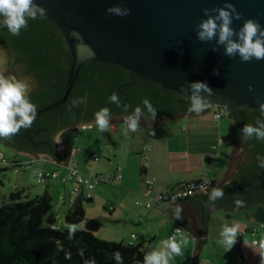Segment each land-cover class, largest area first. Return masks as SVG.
Wrapping results in <instances>:
<instances>
[{
    "label": "trees",
    "instance_id": "16d2710c",
    "mask_svg": "<svg viewBox=\"0 0 264 264\" xmlns=\"http://www.w3.org/2000/svg\"><path fill=\"white\" fill-rule=\"evenodd\" d=\"M0 48L6 50L15 69L33 79L30 98L37 109L62 97L69 73L68 48L62 32L47 19L29 20L28 27L22 29L18 36H13L6 27H0ZM114 92L120 97L121 107L109 102V97ZM80 97L86 98V103L73 107L72 101ZM144 99L150 100L157 110L154 120L186 114L190 106L186 97L165 91L155 83L141 78L133 81L130 73L122 68L91 62L82 68L64 107L44 114L27 138L22 135L29 128H22L11 139H0V143L17 155L31 154L37 157L43 154L60 163L65 158L59 150V144L54 142L57 134L61 133L66 145L73 148L79 132L75 128L93 123L95 113L101 108L108 107L113 119H120L131 114L137 106L143 108ZM123 105H130L127 113L123 111ZM258 117L264 120V116L256 109L242 107L229 118L241 130L247 123L254 124ZM144 118L152 119L146 110ZM244 140V163L237 167L234 179L224 187H220L216 180H211L208 194L214 187L223 188L227 194L233 188L245 189L264 181V168H260L257 161L258 155L264 156V141L245 137ZM17 161L21 163L14 162L11 165L13 168L26 166L28 162L25 161L29 160ZM1 187L3 182L0 180V190ZM203 198L204 196H194L184 201L199 203ZM91 200L79 198L65 216L66 225L79 226L74 238L69 239L68 228L60 230L55 227L53 197L48 189L33 198L24 191H13L9 195V202L0 208V264H84L85 259L93 258L96 264H117L113 256L117 251L123 256V264H142L144 254L154 247L146 248L144 244L127 245L97 238L95 233L103 227V223L99 219H87L83 208L84 201ZM236 200L244 201V206L237 208ZM248 200L251 203L247 204ZM212 203L207 199L205 208ZM214 203L227 210L233 209L231 211L243 210L252 203L264 205V189L247 194L234 192L228 201L219 199ZM81 249L84 250L83 257L78 254ZM68 252L71 253L70 259L65 258V253Z\"/></svg>",
    "mask_w": 264,
    "mask_h": 264
},
{
    "label": "water",
    "instance_id": "95a60500",
    "mask_svg": "<svg viewBox=\"0 0 264 264\" xmlns=\"http://www.w3.org/2000/svg\"><path fill=\"white\" fill-rule=\"evenodd\" d=\"M36 2L47 10L45 19L57 27L64 36L68 48L69 73L62 97L42 109H37L36 121L22 137H28V133L36 128L44 114L66 105L82 68L91 62L117 66L130 73L133 81L141 78L183 97L190 96L186 89L188 83L206 82L215 93L210 98L212 106L208 109L215 107L223 109L227 118L242 107L259 111L260 105L264 104V60L241 62L239 56L229 58L223 54V46H218L215 41L200 42L195 31L196 25L207 18L203 15L204 9L222 8L226 2L232 3L243 17L241 20H234L232 24L237 32L246 19H257L264 26V0H36ZM116 6L129 8L131 12L125 17L107 13L108 8ZM216 47H219L218 52L213 51ZM216 70L219 71V76L214 75ZM7 74L26 76L13 67L10 59ZM33 84L32 79V87ZM250 85L253 88L251 92ZM191 115L196 114L188 112L177 117ZM90 125L92 127L95 123L76 128ZM30 158L55 162L48 155ZM228 184L229 181L222 186ZM259 189H264V181L245 189L233 188L229 196L225 194L222 199L228 201L234 192L247 194ZM205 195L207 197L201 204L200 214L207 229L211 211L221 207L213 202L205 208L204 203L209 199V194ZM248 201L247 204L251 203ZM251 206H262L264 209L263 204L252 203L240 211Z\"/></svg>",
    "mask_w": 264,
    "mask_h": 264
},
{
    "label": "crops",
    "instance_id": "0c3cea01",
    "mask_svg": "<svg viewBox=\"0 0 264 264\" xmlns=\"http://www.w3.org/2000/svg\"><path fill=\"white\" fill-rule=\"evenodd\" d=\"M202 115L203 113L200 115L188 116V118H195L194 121L191 120L192 123L187 124V126L184 125L182 128L178 127L180 129L179 132L174 127H171L166 130V136L164 134L155 136L152 129L143 128L144 134L146 133L145 135L148 138L151 139V137H153V139L150 140L153 142L151 154L147 157L143 149H138V145L132 146L130 151L126 154L125 161L128 164L125 162V166H123L122 186L101 185L97 187L93 193L91 201L94 202L92 204H98L104 194V198H106L108 202L102 204V207L110 214L109 217L104 218L105 222L114 225V232L117 228L121 230V228L129 227L130 230L126 232V234L120 232L121 243L133 245L144 244L146 248L156 247L159 245L160 241L175 234V230L179 227L183 230L182 233L178 234L179 239L181 235H187L189 239L188 245L194 247L192 254L194 264H203V261H205L204 264H207L208 258L206 255H208V253H211L216 259L215 264H260L259 253L261 250L258 243H253V241L258 242L264 239V209L262 206H251L244 211H231L221 208L214 209L211 211L208 218L206 229L200 214L201 204L206 198L205 196L201 201L199 200V203L198 201L194 202L188 200L175 204H164L162 207L155 206L149 210L137 204L138 202L146 203L149 201L148 197L143 196V181L145 180H150L154 183V188L149 192V195L152 196L157 193L176 189L184 183L198 179L204 175H209L210 173V179L216 180L221 187L230 180L231 174L236 172V163L235 165L232 164L231 160L235 148L241 147L240 150L242 151L244 138L241 144H237L238 140L233 139L232 143L234 147L226 143L227 140H230L228 138L226 141L218 139V142L217 138L211 140V133H209V130H211L212 127L198 119V117ZM180 118L186 117H175L172 119L175 121ZM170 122L172 125H176L173 121ZM229 124L235 127L230 120ZM237 130L240 132L239 129ZM185 135L187 137H185ZM172 138H174L173 141ZM158 140L170 141L171 146L177 147V149L167 151V148L163 147ZM221 144L222 149L219 151V145ZM223 146H226V148L229 147V152L226 156L229 158L227 162L218 165L225 152ZM215 153L218 154L217 158L214 163H210L209 155ZM38 160L42 161L40 159ZM123 161L124 159L122 162ZM52 163L67 169V166L72 162L70 159L60 163ZM209 167H211L210 171L208 170ZM40 170L47 171L46 169H39L38 171ZM114 170L113 166L112 171L114 172ZM113 172L111 174H113ZM100 174L110 173L103 172ZM53 176H56V174H53ZM63 177L64 176H61V179ZM57 181L58 180L54 182ZM105 187L110 188L106 190ZM55 198L56 201H60V196H58V194H56ZM70 198V192H68L67 199L64 198L66 203H62L60 208L58 207L64 218L73 206L72 201L74 198ZM177 205L183 207V218L181 220H175L173 217L172 210ZM56 211L57 210L54 209L56 218H58L59 214H57ZM215 212H217V219H219L217 223H213L212 220ZM91 219L96 218L91 216ZM225 224L229 226L235 225L238 229V237L235 242L237 254L235 255L236 252H234L235 256L231 254L233 247L229 250L219 242L220 232ZM133 235L135 236L134 238ZM203 253H205V256L202 261ZM211 264L213 263L211 262Z\"/></svg>",
    "mask_w": 264,
    "mask_h": 264
},
{
    "label": "clouds",
    "instance_id": "9594fccd",
    "mask_svg": "<svg viewBox=\"0 0 264 264\" xmlns=\"http://www.w3.org/2000/svg\"><path fill=\"white\" fill-rule=\"evenodd\" d=\"M106 11L112 15L125 17L130 14L131 9L116 6L110 7ZM203 15L207 18L202 19L195 29L197 39L200 42L209 43L215 41L218 46L224 47L223 54L225 56L229 58L239 56L241 62H251L253 59L264 60V26L260 24L259 20H244L242 27L237 32L232 27V24L234 20H241L243 17L230 2H226L222 8H206L203 10ZM46 16L47 10L41 7L36 0H0V27H6L13 36H18L22 29H26L29 20L42 19L46 18ZM213 51L218 52L219 47L213 48ZM8 64L7 52L0 48V139H11L22 128H31L37 119V106L31 102L30 98L32 78L7 74ZM219 74L218 70L214 72V75L219 76ZM186 89L190 92V96H185L190 101L189 113L200 115L212 106L210 98L215 93L206 82L188 83ZM249 91H253L251 85L249 86ZM109 102L121 107L120 97L115 92L110 95ZM84 103H86V98L80 97L72 101V106L79 107ZM142 104L143 108L137 106L131 114L123 117L124 125L126 126L125 134L129 131H137L140 127L141 118L145 117V110L152 119L156 118L157 110L151 101L144 99ZM129 107L130 105H123V111L127 113ZM259 111L264 116V104L260 105ZM112 119L111 110L108 107H103L95 113L94 123L103 132L108 129ZM240 132L247 139L255 138L264 141V120L258 117L254 124H245ZM54 142L57 144L61 142L59 134L54 137ZM215 154L216 156L218 155L217 153ZM214 161L210 160V163H214ZM257 161L258 166L264 168V156L258 155ZM210 169L211 167L208 168L209 171ZM207 176L209 177V175ZM223 197H225L224 189L214 187L209 194V201L215 202ZM235 204L237 208H240L244 206V201L236 200ZM172 212L175 220L183 218L182 206L177 205ZM66 227L68 228V238H74L79 226L68 224ZM182 231V229L177 228L173 236L160 241L158 246L145 253L142 264H171V261L176 256L183 255V249L188 245L189 239L187 235H181V238L177 240L176 234H180ZM237 237V227L225 224L220 232L219 242L230 250L235 244ZM253 243H258L261 250L259 253L260 264H264V239L258 242L253 241ZM83 252L84 250L81 249L78 254L83 257ZM113 256L117 264H123V256L119 251L113 253ZM65 258L70 259L71 253H65ZM84 264H96V261L94 258L85 259Z\"/></svg>",
    "mask_w": 264,
    "mask_h": 264
},
{
    "label": "rangeland",
    "instance_id": "374dc122",
    "mask_svg": "<svg viewBox=\"0 0 264 264\" xmlns=\"http://www.w3.org/2000/svg\"><path fill=\"white\" fill-rule=\"evenodd\" d=\"M214 112H220L222 114V118L220 120H214L213 118ZM194 119L195 118L193 117H189V118L186 117V118H180L174 121V119L154 120V119L142 117L140 121V127L137 129V131L135 132L129 131L127 134H125L126 126L124 125L123 119H113L111 120L110 126L108 127V129L103 132L100 131L99 128L96 127L95 125H93L92 127L90 125V126L83 127V128H75L79 130V132H78L77 138L75 140V145L73 148H70L69 146L66 145L62 136H60L61 135L60 133L59 139L61 142L58 143L59 150L66 161L71 159L72 163L73 162L78 163L79 169L85 174L95 175V174H100L103 172L111 174L113 172L112 171L113 166L115 169L113 174H115L119 166L121 167L122 173H124L123 166H125L126 154L128 153V151H130V148L132 146L138 145V149L141 148V150L143 149L144 152H145L144 150L145 148L153 146V142L150 141L151 139H153V137H151V139L148 138L145 135L146 133L144 134L143 128L152 129L155 136L162 135V134L166 136L165 134L166 130L170 129L171 127H174L179 132L180 131L179 128H182V126L184 125L187 126V124L192 123L191 120L194 121ZM198 119L204 121L206 124H209L212 127L213 130L212 129L209 130V133H211L210 134L211 140H214V138H217V142H218V139H220L221 141H226V139L228 138L230 140H227L226 143H229L232 145V147H234L232 143L233 139H237L238 140L237 144H241L242 139L244 138L241 132H239L235 127L229 124V118L225 116L223 109L216 108V107L212 108L208 110L207 112L203 113V115L198 117ZM169 120L173 121V123H176V125H172ZM185 137L187 136L185 135ZM173 140L174 138H172V141ZM202 140H205V139H202ZM158 141L163 147L167 148V151H172V150L177 149V147L171 146L170 141H164V140H158ZM228 148L229 147L226 148V146L225 147L223 146V150H225V152L222 157V160L220 161L218 165L228 161L229 157L228 158L226 157L229 152ZM240 148L241 147L235 148V151H234V154L231 160L232 164L234 165L237 162L238 155L241 152ZM152 149L153 147H151V152H152ZM221 149H222V144L219 145V151H221ZM0 151L2 152V154L7 160L6 164H0V180L3 182V187H1V190H0V208L5 203L9 202V195L13 191H16V190L24 191L26 195H28L30 198H33L37 194H41L43 191L48 189V191L52 193L51 195L53 197V207L55 210H57L56 211L57 214H59L58 218H56L55 227H57L60 230H65L67 228L65 218L63 217V215H61V211L60 209H58V207L60 208L62 203H66L64 201V198L67 199L68 192H70L71 198L75 197L72 193V183L70 181H68L67 184L61 182V176L67 177V179H69V175H70L69 171L61 166H57L56 164L50 162L49 160L40 159L42 161H39L38 159H35V162H33V160H30L28 158H23L24 156L20 154L17 155L13 150L2 145L1 143H0ZM94 154L99 155L100 160H101V161L99 160L100 162H94L92 160V157ZM15 158H18V159H15ZM123 159L124 161L122 162ZM17 160H22V161L29 160V161H25V162H28L26 166L13 168V166L11 165L14 162L21 163V161H17ZM39 169H46L50 173L56 174V176L52 175L45 184H40L38 183V176H36L37 171ZM209 176H211V173L209 174ZM56 180L58 181L54 182ZM101 185L111 186L110 183L101 182L96 185L95 190L97 187ZM115 185L121 187L122 181H120L119 183H116ZM109 188L110 187H105L106 190ZM208 189L209 188H207L206 191L197 194L196 196L207 197V195L205 194L208 193ZM95 190L93 191V193L95 192ZM56 194L60 196V201H56V198H55ZM102 196L103 198L99 201L98 204H92L94 201H84L83 208L85 210V216L87 219H91V216H93V218H96L102 221L103 227L95 233L97 238L103 241L121 243V233L126 234V232H128L130 229L129 227L121 228V230L120 228H117V230L114 232V229H115L114 225H110L105 222L104 218L109 217L110 214L109 212H106L107 210L103 209L102 207V204H106L108 202V200L104 198V194ZM188 199H191V198H188ZM94 200H95V197H94ZM67 206L69 207L68 204ZM216 214L217 212H215V215L212 219L213 223L219 222V219H217ZM46 224L47 223L45 221V225ZM134 237L135 236L133 235V238ZM176 237H177V240H179L178 234H176ZM126 244L128 245V243ZM193 251H194V247H192L191 245L186 246L183 249V255L176 256L171 261V264H194V259L192 258ZM234 252H236L235 253L236 255L237 247L235 246V244L233 245L231 254L234 255ZM204 256H205V253H203V256L201 259L202 261H203ZM206 256L208 258L207 264H211V262L215 264L216 259L214 258V256H212L211 253H208V255ZM204 262L205 261H203V264Z\"/></svg>",
    "mask_w": 264,
    "mask_h": 264
},
{
    "label": "built area",
    "instance_id": "2783aa9c",
    "mask_svg": "<svg viewBox=\"0 0 264 264\" xmlns=\"http://www.w3.org/2000/svg\"><path fill=\"white\" fill-rule=\"evenodd\" d=\"M222 117L221 113H215L214 119H220ZM146 152V156L148 157L151 152V147H147L144 149ZM216 154L209 155V159L214 161L216 159ZM93 160L95 162H99V156L97 154L93 155ZM6 159L4 155L0 151V164H6ZM27 164V163H26ZM67 170L69 171V179L67 177H63L61 181L63 183H67L70 181L73 184V194L74 199L72 204L75 203L76 200L83 197L86 200H90L93 198V191L98 183H110L111 185H115L123 180V173L121 167L117 168L115 174H95V175H88L83 173L79 167L78 163H70L67 166ZM53 174L45 171L40 170L37 172L36 176H38V183L45 184L46 181ZM210 184V179L207 175L201 176L198 179L191 180L187 183H184L177 187L176 189H171L165 192L157 193L154 195H149V192L154 188V183L150 180H145L143 182L144 190L143 196L149 198V201L146 203L138 202L139 206H143L146 209H151L153 206H160L162 207L163 204H174L185 199L191 198L196 196L199 193H202L207 190ZM179 228V227H177ZM181 229V228H180ZM172 234L171 236H173ZM170 236V237H171ZM177 238V237H176Z\"/></svg>",
    "mask_w": 264,
    "mask_h": 264
},
{
    "label": "flooded vegetation",
    "instance_id": "af4514ba",
    "mask_svg": "<svg viewBox=\"0 0 264 264\" xmlns=\"http://www.w3.org/2000/svg\"><path fill=\"white\" fill-rule=\"evenodd\" d=\"M208 110V109H207ZM239 111V110H238ZM237 111V112H238ZM236 112V113H237ZM235 113V114H236ZM119 119V118H118ZM120 119H123V118H120ZM242 134V133H241ZM60 136H62V134L60 135ZM244 142H245V140H244ZM23 155V154H22ZM24 155H27V154H24ZM29 155V154H28ZM41 155H43V154H41ZM30 156H34V155H29L28 157H30ZM244 158H245V155H244V146H243V149H242V151L240 152V154L238 155V159H237V162H236V170H237V167L240 165V164H243L244 163ZM235 174H236V172L235 173H232L231 174V178H230V180H229V183H230V181L232 180V179H234V177H235ZM230 192V191H229ZM229 192L226 194V195H228L229 196Z\"/></svg>",
    "mask_w": 264,
    "mask_h": 264
}]
</instances>
